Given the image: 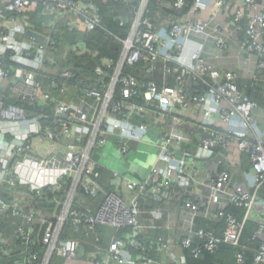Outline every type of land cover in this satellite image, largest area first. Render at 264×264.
Listing matches in <instances>:
<instances>
[{
    "label": "built area",
    "instance_id": "2783aa9c",
    "mask_svg": "<svg viewBox=\"0 0 264 264\" xmlns=\"http://www.w3.org/2000/svg\"><path fill=\"white\" fill-rule=\"evenodd\" d=\"M131 1L136 11L128 34L111 33L121 44L119 56L103 59L90 74H79L72 67H60L61 57L55 56L57 36L65 27L85 32L104 28L94 0H0V194L13 198L0 196V215L11 211L21 222L13 230L14 241L19 242L11 245V239L0 234V251L16 257L14 264H52L55 257L72 264H154L140 241L148 229L143 216L168 218L177 195L179 199L183 191L187 194L197 185L204 194H191L181 203L187 233L183 247L192 248L196 257L203 250L216 251L223 242L237 247L245 224L253 220L258 223L253 239L260 241L255 261L264 264V197L260 194L264 130L255 118L260 105L242 93L235 71L219 69L208 58L209 43L214 45V56L231 48L219 33L216 16L198 18L211 6L221 11L233 0H156L155 5L151 0ZM238 2L230 21L246 35V59L256 56L260 73L264 70V0ZM39 5L50 18L44 24L46 32L32 28L24 15L26 9ZM127 23L125 17L119 18L120 26ZM30 29L44 39L29 37ZM61 48L68 51L63 59L71 50L89 51L81 42L62 43ZM159 60L164 64V80L175 75V86L166 82L159 86L125 70ZM43 71L52 75L48 88L39 79ZM191 81L201 87L192 92ZM8 95L21 103H6ZM220 123L229 127L221 129ZM199 126L204 135L195 130ZM154 128H158L156 143L146 139ZM135 141L157 148L154 162L146 164L142 175H135L130 163L126 172L111 170L114 188H106L101 183L105 148L113 144L130 162ZM233 144L248 153L252 172L235 181L238 170L213 162L205 174L203 161L217 150L226 153ZM190 145L194 149L187 148ZM35 200L51 207L42 209L34 205ZM99 200L95 208L92 203ZM229 205L244 208L243 218L226 213ZM198 216L223 222L222 234L195 229ZM99 225L128 226L132 231L102 246ZM66 229H83L87 239L65 236ZM84 242L94 249L86 254L84 249L83 262ZM155 246L167 250L170 244L160 236L149 249ZM131 249L142 251L141 256H133ZM171 255L174 264L188 263L185 254ZM236 257L239 264L245 262L242 251Z\"/></svg>",
    "mask_w": 264,
    "mask_h": 264
},
{
    "label": "trees",
    "instance_id": "16d2710c",
    "mask_svg": "<svg viewBox=\"0 0 264 264\" xmlns=\"http://www.w3.org/2000/svg\"><path fill=\"white\" fill-rule=\"evenodd\" d=\"M94 1L98 6V10L102 17V24L104 28L99 27L94 32H85L84 30L70 31L66 27L62 28L60 34L57 36V39L60 40L58 48L62 47V43L68 46L71 45L73 46L76 43L81 42L89 48V51H87V53H83V52L79 53L75 50L69 51V54L67 55L65 61L63 58L59 59V65L61 68H68L72 66V68L76 70L79 74L82 73L90 74L93 72L94 67L98 63H100L103 59L108 57L116 58L119 56L121 52L120 42H118V40L115 39L111 35V33L120 36H126L128 34V31L130 29V24L135 17L136 3L131 0L129 2L114 1V0H94ZM151 4L155 5L156 0H151ZM187 11L188 9H185L183 11V14H185ZM169 12L174 13L175 11L169 10ZM39 13H41L40 16ZM24 15L28 19L29 24L32 28L41 32H46L44 24L50 18L48 15L42 13V5H39L38 7L35 8L26 9ZM120 17L126 18L128 22L126 26L123 27L120 26L119 24ZM243 23H245V20L243 21ZM242 33L244 34V32ZM244 35L243 37L246 41L247 37L246 35L245 36ZM151 66H153V69L149 71ZM125 70L126 72L138 76V78L141 80H154L157 82L159 86L164 85L165 82L169 83L172 86H175L177 82L175 75H172L168 77L167 80H164V64L163 61L161 60L157 61L154 65H151L150 62H141L135 66H127ZM263 72L264 70L261 71V73ZM51 77L52 75L46 73L45 71H43L39 75V79L41 80L45 88H48L50 86ZM188 87L192 92H194L195 90L201 87V84H197L191 81L189 82ZM251 99L256 100L259 103L257 99L255 98H251ZM5 101L8 104L21 103L19 100L9 97V95L7 96ZM39 109H43V106H39ZM47 110L51 112L52 107L49 106ZM190 124L191 127H193V125L197 127L195 123H190ZM213 128L215 127H212V129ZM195 130L198 131V133H202L203 135L205 134L200 126ZM187 148L194 149L192 145L187 146ZM217 151L220 152V150ZM96 157L98 158V156ZM101 171L103 173V178L101 179V183L108 189L114 188L111 180L112 175H110L112 171L105 167H102ZM0 196L10 201L13 199L12 196L7 195V193H3V192L0 194ZM189 197L191 196L185 195L183 197L181 195V197H179V202L183 203L184 200ZM43 203L44 202H40L38 200L34 201V205H37L42 209H45V207H49V208L51 207V205L47 206V204H43ZM225 211L226 213H234L238 217V219H242L244 216V208L242 207L229 205L225 208ZM8 212L6 213V215H0V233L13 232L12 230L15 228V225H19L21 223L20 220L16 219L11 215L10 213L11 211L9 213ZM6 220H8V222L10 221L12 223V226H10V224L7 223ZM7 225L9 228H6ZM257 225L258 223H256V221L253 220L247 221L241 235V241H240L241 243L239 246L235 247L231 244L223 242L216 251L211 252L208 250H203L201 254L197 257L193 254L192 248L183 247V245L180 244L183 253L187 257V262H188L187 264H239L237 262V257H236L238 251H242L245 254L246 259L245 262L242 264H261V263H256L255 261L256 250L258 249L260 242L258 239H253V233L257 229ZM224 227L225 224L223 222H217L216 220L204 216H198L194 221L195 229L205 228L208 230H213L217 233V235L222 234ZM97 230L102 237V240L100 242L102 246H107L112 239L124 237V235L130 234V232L132 231L131 227L126 226L120 229H116L118 230V232H114L113 230H115V228L101 226V225L98 226ZM105 234L107 235L105 236ZM145 235L144 234L140 235V241L143 243V245L146 248V251H148L149 255L152 257L153 252H151L152 250L149 249V246L151 242L153 241L155 242L160 236H163V234L161 232L160 227H158L157 229L148 233L146 237ZM65 236H73V237L76 236L87 239V236L85 235L83 229H80L79 231L66 229ZM88 239L90 241H93L92 236L88 237ZM18 242H19L18 240L15 241V243ZM40 249L42 250V248ZM84 249L86 254L91 252L94 249V247L89 245V243L84 242ZM131 252L135 257H139L142 254V251L140 252L135 249H131ZM0 256L2 258L0 264H14V262L17 260V258L14 256L11 257L4 256L2 254V251H0ZM85 256L81 258V261H83L82 259L84 260L86 259Z\"/></svg>",
    "mask_w": 264,
    "mask_h": 264
},
{
    "label": "crops",
    "instance_id": "0c3cea01",
    "mask_svg": "<svg viewBox=\"0 0 264 264\" xmlns=\"http://www.w3.org/2000/svg\"><path fill=\"white\" fill-rule=\"evenodd\" d=\"M237 2L238 0H233L230 5H226L221 11H217L216 7L211 6L207 10L201 12L198 18L201 21H204L211 16H216L215 19L219 22V24H221L219 33L228 39L231 48L226 53L214 56L211 55L212 51L214 52V45L209 43L208 51L211 53H208V58L219 69L235 71L238 75L237 81L242 93L259 101L260 106L256 110L255 118L259 122V128L264 130V72H256L258 65V58L256 56L251 60L246 59V48L244 45L246 41L243 37L244 34L242 32L236 31L234 25H232V22L230 21L234 13L239 8V2ZM218 127L221 129H226L229 127V125L227 126V123H220ZM157 129L158 128H154V131L150 132V134L147 136L146 139L149 142L153 141V143H156V141H158L155 138V131ZM132 147L134 151H132L130 155V162H128L129 160L126 162L125 157H123L115 148V146L111 144V146L105 148V152L102 157V163L109 170L116 169L121 172H126L125 166L130 163V168L134 171L133 173L135 175L144 174L143 172L145 171L144 167H146V164L149 163L150 165L154 162V153L157 152V148L154 145L148 143H142L140 145V143L136 141L132 143ZM203 162H206V164L203 166V172H205V174L207 173L206 166L211 165L213 162L218 163L220 166L228 165L233 169L234 172L238 170V172H235L234 174L235 181L243 180V175L245 173L252 172L248 153L240 152L236 144L231 145L226 153H223L221 150L220 152L217 151L211 156L210 159H206ZM146 171L148 172L147 169ZM110 175H112V172ZM191 194L200 197L202 194H204V189L201 186L195 185L189 188L187 194L183 191L182 196H190ZM260 194L262 197H264V187L261 188ZM176 199L177 198L174 199L176 203L173 204L174 208L172 209V213L168 218L152 220L149 215H144L142 218L143 223L148 227V229L142 234L148 235V233L160 227L163 236L167 238L170 244V247L167 250L159 248L158 246H155L151 249V252H153L152 259L154 264H174L171 253L178 255L184 254L180 244L182 238L187 234L185 227L183 226L185 217L182 212L181 203L179 202V199ZM90 202L91 201H89V203ZM99 202L100 200L95 201L92 203V205L96 208ZM6 222L12 226L10 221L8 222V220H6ZM149 225H152V227H149ZM6 228H9L8 225ZM113 231L118 232L116 229ZM0 234L9 237L11 239V245L15 244L13 232H5ZM106 235L107 234H105V236ZM147 235H145V237ZM0 245L2 244L0 243Z\"/></svg>",
    "mask_w": 264,
    "mask_h": 264
},
{
    "label": "rangeland",
    "instance_id": "374dc122",
    "mask_svg": "<svg viewBox=\"0 0 264 264\" xmlns=\"http://www.w3.org/2000/svg\"><path fill=\"white\" fill-rule=\"evenodd\" d=\"M40 14L41 13H39V16H40ZM64 51H65L64 48H62V49L58 48L57 51L55 52V56L58 58H60V57L63 58V54L64 53L66 54V52H68V51H66V52H64ZM66 57H67V55H66ZM64 61H65V59H64ZM70 67H72V66H70ZM53 264H72V263H70V261H66V259H64V258L55 257Z\"/></svg>",
    "mask_w": 264,
    "mask_h": 264
},
{
    "label": "water",
    "instance_id": "95a60500",
    "mask_svg": "<svg viewBox=\"0 0 264 264\" xmlns=\"http://www.w3.org/2000/svg\"><path fill=\"white\" fill-rule=\"evenodd\" d=\"M27 35L29 37H34L37 41H42L44 39V35L34 31V30H28ZM84 254V247H81L80 256H83Z\"/></svg>",
    "mask_w": 264,
    "mask_h": 264
}]
</instances>
